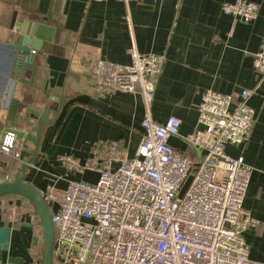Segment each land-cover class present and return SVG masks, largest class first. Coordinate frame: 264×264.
Segmentation results:
<instances>
[{"label":"crops","instance_id":"0c3cea01","mask_svg":"<svg viewBox=\"0 0 264 264\" xmlns=\"http://www.w3.org/2000/svg\"><path fill=\"white\" fill-rule=\"evenodd\" d=\"M236 1L0 0V140L11 130L33 127L36 107L60 108L44 130L26 181L42 194L53 184L65 188L69 180L95 182L97 172L70 171L67 163L86 165L100 143L117 141L135 156L144 134L143 97L101 92L90 83L88 69L99 62L130 65L134 49L161 56L152 117L159 123L171 115L181 119L180 136L170 143L196 163L200 154L183 136L200 128L198 104L205 91L239 98L244 89L255 90L249 100L256 111L252 137L226 151L252 167L244 206L260 223L244 235L250 257L264 262V78L254 66L264 46V0H247L259 5L257 18L247 23L223 11L224 3ZM36 20L54 27V36L35 53V76L31 69L21 75L8 44ZM28 148L34 145L24 144L21 158L0 150V182L21 174L23 159L35 156ZM33 214L22 197L0 198V226L12 228L8 256L23 257L24 264L42 261V233Z\"/></svg>","mask_w":264,"mask_h":264},{"label":"built area","instance_id":"2783aa9c","mask_svg":"<svg viewBox=\"0 0 264 264\" xmlns=\"http://www.w3.org/2000/svg\"><path fill=\"white\" fill-rule=\"evenodd\" d=\"M223 11L247 23L257 18L259 5L237 0L224 3ZM163 64V57L134 49L130 65L89 66L90 83L101 92L143 97L144 134L135 156L110 141L97 144L86 165L67 163L70 171L97 172L95 182L77 179L65 188H47L55 264H264L250 257L244 235L260 223L244 206L252 167L226 151L252 137L256 111L249 100L255 90L244 89L239 98L205 91L198 104L200 128L183 136L200 154L196 163L170 143L180 136L181 119L171 115L159 123L152 117ZM254 66L264 78V46ZM23 146L12 132L0 140V150L14 158H21ZM32 221L39 222L35 214Z\"/></svg>","mask_w":264,"mask_h":264},{"label":"water","instance_id":"95a60500","mask_svg":"<svg viewBox=\"0 0 264 264\" xmlns=\"http://www.w3.org/2000/svg\"><path fill=\"white\" fill-rule=\"evenodd\" d=\"M55 28L43 24L39 21H32L27 27L22 26L21 34L15 42H10L8 45L14 52V58L17 62V71L24 75L26 69L34 71L35 76L36 67L33 66L35 53L41 49L45 41H52ZM34 51V52H33ZM60 108L54 111L50 108L36 107L33 110L34 126L26 128L25 130H11L18 139L24 144L30 143L34 145V157L24 158L21 165V174L15 179L0 182V198L6 196H19L27 200L34 208V213L39 219L40 229L42 233V261L41 264H55L54 261V246L56 239V230L52 218V211L48 205L42 192L26 181V173L29 164L36 161L37 154L40 150V141L42 139L44 130L47 126L54 123ZM54 114L50 118V114ZM12 236V228L9 226H0V264H24L23 257L8 256L10 251V242Z\"/></svg>","mask_w":264,"mask_h":264},{"label":"trees","instance_id":"16d2710c","mask_svg":"<svg viewBox=\"0 0 264 264\" xmlns=\"http://www.w3.org/2000/svg\"><path fill=\"white\" fill-rule=\"evenodd\" d=\"M9 197H13V196H6V197H3V198H9Z\"/></svg>","mask_w":264,"mask_h":264},{"label":"rangeland","instance_id":"374dc122","mask_svg":"<svg viewBox=\"0 0 264 264\" xmlns=\"http://www.w3.org/2000/svg\"><path fill=\"white\" fill-rule=\"evenodd\" d=\"M91 180H94V178H91Z\"/></svg>","mask_w":264,"mask_h":264}]
</instances>
